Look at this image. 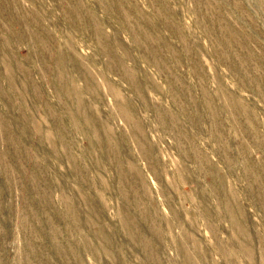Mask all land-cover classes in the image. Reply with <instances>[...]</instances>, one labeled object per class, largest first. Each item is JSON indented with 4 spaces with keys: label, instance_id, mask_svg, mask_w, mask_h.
<instances>
[{
    "label": "rangeland",
    "instance_id": "obj_1",
    "mask_svg": "<svg viewBox=\"0 0 264 264\" xmlns=\"http://www.w3.org/2000/svg\"><path fill=\"white\" fill-rule=\"evenodd\" d=\"M0 264H264V0H0Z\"/></svg>",
    "mask_w": 264,
    "mask_h": 264
}]
</instances>
